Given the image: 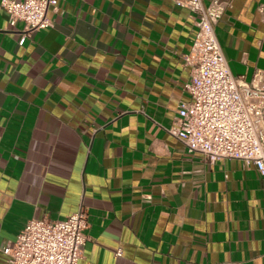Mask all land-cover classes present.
<instances>
[{
	"label": "crops",
	"instance_id": "crops-1",
	"mask_svg": "<svg viewBox=\"0 0 264 264\" xmlns=\"http://www.w3.org/2000/svg\"><path fill=\"white\" fill-rule=\"evenodd\" d=\"M263 9L232 0L215 25L247 81L264 71ZM49 15L21 43L0 7V264L29 219L81 205L78 264H264V177L168 131L191 98L196 15L178 0H58Z\"/></svg>",
	"mask_w": 264,
	"mask_h": 264
},
{
	"label": "built area",
	"instance_id": "built-area-1",
	"mask_svg": "<svg viewBox=\"0 0 264 264\" xmlns=\"http://www.w3.org/2000/svg\"><path fill=\"white\" fill-rule=\"evenodd\" d=\"M178 3L196 15L197 31L185 56L191 66L185 84L191 98L180 104L179 117L168 131L191 151L212 160L240 159L264 177V71L251 81L235 75L215 30L232 0ZM0 7L11 24L24 23L26 34L20 39L24 43L28 33L53 25L49 12L58 9V0H0ZM88 226L84 205L64 218L33 217L3 251L10 264H78L89 238Z\"/></svg>",
	"mask_w": 264,
	"mask_h": 264
}]
</instances>
